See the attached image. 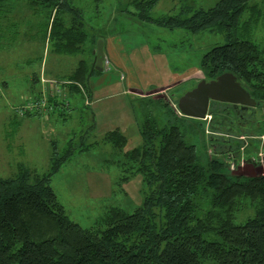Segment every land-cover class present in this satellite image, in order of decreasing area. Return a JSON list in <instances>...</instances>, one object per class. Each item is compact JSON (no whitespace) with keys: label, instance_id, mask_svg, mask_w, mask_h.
I'll return each mask as SVG.
<instances>
[{"label":"trees","instance_id":"obj_1","mask_svg":"<svg viewBox=\"0 0 264 264\" xmlns=\"http://www.w3.org/2000/svg\"><path fill=\"white\" fill-rule=\"evenodd\" d=\"M27 1L48 10L46 39L51 51L85 54L87 27L91 26L81 7L69 0ZM157 1L132 0L138 10L126 11L168 29L220 32L224 42L199 58L203 77L209 80L223 72L233 73L261 103L264 115V23L260 22L264 0H217L210 7L198 8L185 4L176 14L153 17L151 10ZM4 3L0 0V11H4ZM93 32L89 57L79 58L75 68L61 76L66 96L86 92L91 73L99 72L92 51L102 35L95 28ZM50 83L33 98L43 100L47 110L57 102V91L52 80ZM156 101L150 98L143 105L142 140L120 159L122 172H126L120 183L139 174L143 185L142 200L131 212L110 206L89 227L68 216L50 181L72 146L64 156L56 155L54 148L44 173L25 169L15 177H0V264H264V161L259 174L231 177L224 171L226 158L238 162L241 155L233 139L223 137L219 155L210 154L203 161L196 144L186 138L182 122L186 116L169 106L166 110L175 120L160 124L152 112ZM39 107L37 114L42 111ZM235 114L241 121L247 113L232 109L234 118ZM212 128L217 127L212 124ZM224 132L230 133L228 129ZM102 139L119 150L126 142L118 131ZM245 164L252 166L253 162ZM247 200L254 205L253 213L236 222Z\"/></svg>","mask_w":264,"mask_h":264},{"label":"rangeland","instance_id":"obj_2","mask_svg":"<svg viewBox=\"0 0 264 264\" xmlns=\"http://www.w3.org/2000/svg\"><path fill=\"white\" fill-rule=\"evenodd\" d=\"M216 1L158 0L151 14L153 17L172 15L178 13L185 4L193 8L210 7ZM69 2L84 10L86 21L91 26L87 27L89 35H94L93 28L105 23L111 12L116 11L119 14L126 10H138L135 5L127 4V0H69ZM2 8L4 11H0V177H15L25 169L33 174L44 173L49 169L50 155L54 148L56 155L64 156L68 147L73 146L76 149L71 158L51 177V186L68 216L81 226L89 227L103 216L110 206H120L131 212L142 200L141 176L131 175L123 190L120 177L126 172H122L121 169L122 153L113 151L111 145L101 141L98 135L94 137L96 132L88 130L89 123L86 120L79 121L74 118V114H69L64 109L66 102L73 95L66 96V90L61 89V76L71 72L79 58L89 57L87 50L89 42L85 45V54L55 53L49 49L46 39L50 23L48 10L29 5L27 0H5ZM66 16L71 14L67 13ZM116 21L115 27L127 31L123 34V44L130 47L144 43L151 48H157L167 55L171 66L178 69L198 66L203 52L224 42L222 34L217 30L204 29L191 33L186 29H168L155 24L151 25L155 27L154 29L141 30L139 25L128 17L120 16ZM260 22L264 23V17ZM256 36L257 31L254 32V38L257 39ZM261 36L264 40V32ZM199 70L201 72L200 68ZM199 70L198 75H201L202 72ZM33 74L37 75L38 79L33 80ZM201 76L204 78L203 74ZM52 78L54 86L61 89L56 96L58 103L55 108L58 110L52 112L53 110H47L42 106L39 107L42 111L37 114L36 106L26 108L27 103L34 101V96L37 97L47 86L46 82L51 85L49 79ZM196 83L194 80L187 81L183 88L191 89ZM167 95L160 90H154L144 96L147 105L150 98L157 100L152 112L160 124L168 120L172 123L175 120L174 114L166 109L171 106L177 110L176 100L169 101L170 96ZM74 96L80 97L79 94ZM39 103L41 104L40 101ZM145 103H140L141 112ZM225 109H229L231 113L224 114ZM27 111L29 114H26ZM250 111L249 117L248 114H244L245 118L238 121L231 115L232 108L229 103L211 101L205 118L182 119L186 138L196 144L203 161H206L210 154L219 155V151L223 150L219 145L223 137L231 138L234 147H239L241 155L238 162L230 157L226 158L225 173L231 177L259 174L263 171L264 161V157L263 161H259V156L264 154V115L260 107H251ZM229 118L235 120L229 122ZM71 119L72 123L69 125L68 121ZM212 124L217 128H212ZM226 129L230 131L229 134L224 132ZM211 135H216V138L211 139ZM209 141L213 142V145ZM80 147L81 151L78 150ZM104 158L110 160L103 161ZM248 161H252L253 165H246L245 162ZM253 210L254 205L247 200L237 214L236 222L251 215Z\"/></svg>","mask_w":264,"mask_h":264},{"label":"crops","instance_id":"obj_3","mask_svg":"<svg viewBox=\"0 0 264 264\" xmlns=\"http://www.w3.org/2000/svg\"><path fill=\"white\" fill-rule=\"evenodd\" d=\"M128 3H130L129 0H127ZM120 16L130 18L132 22L139 25L141 30L155 28L151 26L152 23L141 20L134 13L127 11L119 14L116 11L111 12L106 17V22L100 23L102 26L95 28L102 35L99 38L104 41L103 69L91 73L85 88L86 92L81 90L78 93H73V97L69 98L64 109L69 114H74L75 119L86 120L89 123L88 130L96 132L94 137L98 135L101 137V141L111 145L113 151L116 153L120 151L123 154L137 146L142 140L140 103L146 102L147 99L144 96L151 91L160 90L166 96L169 94V101L174 102L183 90L189 89L183 88L184 84L193 80L198 82L202 73L199 66H188L185 69L171 66L163 51L151 48L148 44L142 43L139 46L130 45V47L123 44V34H126L127 31L115 27L116 18ZM89 40L91 41V35H89ZM94 50L92 52L95 54ZM198 70L201 75H198ZM51 80L53 78L49 79V81ZM75 94H79L80 97L74 96ZM55 105L50 108V111L58 110ZM71 121L72 119L68 121L69 125L72 123ZM111 131H118L125 137L126 142L121 150L102 139L105 134ZM68 143L70 144V140ZM74 149L76 148L71 149V154L61 167L71 158ZM78 150L81 151L82 147ZM121 157L123 156L121 155ZM109 160L103 159V161ZM127 181L122 184L123 190H125Z\"/></svg>","mask_w":264,"mask_h":264},{"label":"water","instance_id":"obj_4","mask_svg":"<svg viewBox=\"0 0 264 264\" xmlns=\"http://www.w3.org/2000/svg\"><path fill=\"white\" fill-rule=\"evenodd\" d=\"M103 39L96 41L94 67L102 70L104 61ZM211 101L230 103L234 107L250 112L251 107L261 103L252 98L231 72H223L215 78H201L195 86L184 91L177 99L176 108L181 115L203 119L209 111Z\"/></svg>","mask_w":264,"mask_h":264},{"label":"built area","instance_id":"obj_5","mask_svg":"<svg viewBox=\"0 0 264 264\" xmlns=\"http://www.w3.org/2000/svg\"><path fill=\"white\" fill-rule=\"evenodd\" d=\"M55 82H57V81H55ZM54 87V89L57 91V92H59L61 89H59V86L58 87H55V86H53ZM41 102V104L39 103V101L37 100H34V101H31V102H28L27 103V105H26V108H32L33 106H40V107H42V106H45V102L42 100V101H40ZM264 153V152H263ZM262 154V153H261ZM260 158H259V161L261 162V161H263V157H264V154H262V155H260L259 156Z\"/></svg>","mask_w":264,"mask_h":264},{"label":"flooded vegetation","instance_id":"obj_6","mask_svg":"<svg viewBox=\"0 0 264 264\" xmlns=\"http://www.w3.org/2000/svg\"><path fill=\"white\" fill-rule=\"evenodd\" d=\"M229 104H230V103H229ZM230 105H231V108L234 109V110L239 109L238 107H234L232 104H230ZM225 110H226V114H227V115H228L229 113H231V111H230L229 109H225ZM245 112L248 114L247 116L249 117V116H250L249 114H250L251 111H250V112L245 111ZM237 115H238V112H237ZM237 115L235 114V119H238V116H237ZM241 116H242V115H240V117H241ZM248 117H246V118H248ZM229 120H230V121H233L234 119H233V118H229ZM229 120H228V121H229Z\"/></svg>","mask_w":264,"mask_h":264}]
</instances>
